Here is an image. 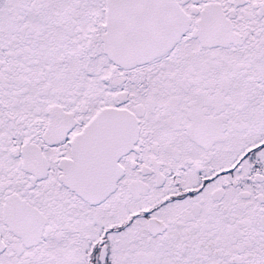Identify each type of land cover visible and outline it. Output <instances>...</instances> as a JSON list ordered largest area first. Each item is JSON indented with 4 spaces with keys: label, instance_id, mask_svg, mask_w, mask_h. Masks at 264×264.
Returning <instances> with one entry per match:
<instances>
[{
    "label": "snow or ice",
    "instance_id": "obj_1",
    "mask_svg": "<svg viewBox=\"0 0 264 264\" xmlns=\"http://www.w3.org/2000/svg\"><path fill=\"white\" fill-rule=\"evenodd\" d=\"M0 264H264V0H0Z\"/></svg>",
    "mask_w": 264,
    "mask_h": 264
}]
</instances>
